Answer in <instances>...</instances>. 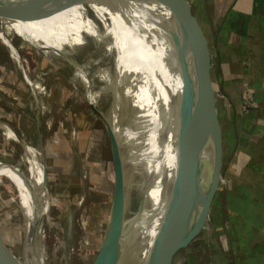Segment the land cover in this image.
<instances>
[{
    "label": "rangeland",
    "instance_id": "rangeland-1",
    "mask_svg": "<svg viewBox=\"0 0 264 264\" xmlns=\"http://www.w3.org/2000/svg\"><path fill=\"white\" fill-rule=\"evenodd\" d=\"M141 1L166 20L172 18L168 17V11L163 3L156 0ZM214 20L217 22L216 18ZM17 22L25 31V35L34 33L27 24L21 26L20 21ZM175 24L177 26L178 22L175 21ZM207 30L210 31L208 40L211 43L212 33L210 28ZM6 36L13 47L0 42V119L5 124L4 127H0V157L15 166L17 173L22 176L23 188L29 191L33 210L30 214H26L18 199L20 187H16L6 176L0 175V238L7 248L18 256V260L29 264L34 262L30 256H27V252H31L32 249L33 251L44 249L49 259L47 264H91L98 251L113 191L114 171L110 139L98 111L105 106L107 107L104 110L105 115L109 114L111 108L109 94H95L96 89L88 80L85 81L86 76L92 75L94 68L82 67L79 70L82 77H78L80 82H74L69 74L74 64L73 58L64 57L60 62L55 61L56 67L47 61L41 65L38 62L41 54L45 56L44 58L50 59L47 51L40 54L35 48L28 50L22 48L21 37L11 30ZM9 49H14L18 54L28 58L30 71L41 78L43 94L49 104L69 105L71 109L74 126L78 130L76 158L77 161L82 162L86 171V192L80 203L76 201L79 179L72 162L73 154L69 151L70 147L73 151L76 140L73 143L74 138L71 140V136L69 137L70 141L67 143L70 147H67L66 143L57 141L56 135L66 134L67 122L65 120L62 122V114L52 112L53 119L50 124L46 123V117H42L39 126L37 125L28 108L33 100L32 87L18 79ZM119 50L120 53H115L116 63L123 64L125 70V73L119 76L125 77L123 81L128 85L129 59L123 58L124 53ZM84 51V49L71 50V54L79 61ZM125 57L128 56L125 54ZM58 58L60 57L55 56V59ZM123 86L126 93H129L127 87ZM9 131H12L11 135L8 134ZM6 135H10L8 139H5ZM51 140H55V143ZM200 162L195 158L188 162V178L182 180L178 191L179 218L181 206H186L190 210L189 218L184 216L183 219H177V224L182 226L186 234L195 227L196 221L201 220L197 219L196 212L200 206H204L207 184L210 185L209 182H202L203 178L208 177L206 168L195 166ZM205 204L207 206L208 202ZM217 217L215 209H210L208 216L206 212L204 217L206 222L204 226L201 223L196 238L194 233L192 236L194 240L180 246L182 248L174 255L171 264H187V260H189L188 264H203L206 259L211 258V253L217 251L220 245L216 237L218 238L217 234L221 228L218 230L212 223L213 220L217 221ZM110 251L122 264L120 254L122 245L120 244L119 248L116 237L115 245L112 244ZM7 257L10 258L8 255ZM185 257L187 260H184ZM108 259L109 264H114L110 262L112 261L110 256Z\"/></svg>",
    "mask_w": 264,
    "mask_h": 264
},
{
    "label": "bare ground",
    "instance_id": "bare-ground-1",
    "mask_svg": "<svg viewBox=\"0 0 264 264\" xmlns=\"http://www.w3.org/2000/svg\"><path fill=\"white\" fill-rule=\"evenodd\" d=\"M17 20L33 29L36 36H32L35 37L40 52L49 53V63L52 66L53 62H60L64 57H69L82 67L94 68L92 75L86 76V80L97 93L109 94L111 101L109 116L115 132L123 140L131 164V174L123 181L125 185L123 218L125 220L131 218L145 196L148 199L154 196L149 207L141 212V219L145 220L144 224L140 228L136 225L119 235L122 245L120 253L122 264H135L139 259L140 245L146 243L154 233L160 219L164 201L160 183L153 189H150L149 183L154 168L152 151L160 152L166 140L167 164L171 169L174 165L175 152L174 148L169 149L172 137L168 129L170 109L173 108V92L178 88V79L175 78L174 84L170 82L164 66L159 61L158 49L148 36V33L161 31L155 25L158 20L171 25L172 23L141 0H0V42L13 47L6 36L11 30L21 37L20 46L26 50L30 47ZM108 29L119 32L131 41L127 66L130 93H126L123 86L125 83L118 79L116 44ZM77 49L85 50L79 61L71 54V50ZM9 51L18 79L32 87L33 100L28 108L37 125L39 126L42 117H46V123L50 124L49 111L46 110L48 102L43 94L41 78L32 74L25 55L18 54L14 49ZM55 56L60 58L57 60ZM63 111L71 140L74 138L73 143L76 140L71 152L77 161L78 130L74 126L75 121L69 105L64 106ZM4 126V121L0 119V127ZM11 132L9 131L8 134L11 135ZM10 135H6L5 139ZM22 159L24 162V156ZM77 162L82 165L84 172L78 198L86 183V171L82 162ZM0 175L6 176L16 187H20L18 199L26 214H30L33 207H31L29 191L23 188L22 176L17 173L15 166L5 162L2 157H0ZM0 239L3 241L2 238ZM27 253V256L34 260L33 264H47V260L49 261L44 249L41 251L32 249ZM109 256L112 258L111 263L121 264L111 251ZM1 258L8 257L3 253V247L0 245ZM21 264L29 263L21 261Z\"/></svg>",
    "mask_w": 264,
    "mask_h": 264
},
{
    "label": "crops",
    "instance_id": "crops-1",
    "mask_svg": "<svg viewBox=\"0 0 264 264\" xmlns=\"http://www.w3.org/2000/svg\"><path fill=\"white\" fill-rule=\"evenodd\" d=\"M168 4H164L168 17H172L168 21L181 33L187 46L194 49L193 44L198 43L201 51L209 53L208 67L196 62L200 59L198 57H193L191 64L196 86L191 107L192 121L198 123L206 119L211 127L218 129L213 130L198 148L199 168H206L208 176V180L203 178L202 182H212V186L207 184L206 188L209 192L207 216L210 209H215L218 217L212 223L218 230L221 228L216 233L219 249L212 252L211 258L203 264H264V0H179V15L189 16L194 25L190 34L184 31V25ZM208 28L212 33V44L208 40ZM107 31L114 38L116 53L121 49L123 58L129 59L131 41L113 29ZM26 39L30 49L35 48L41 54L40 49ZM44 57L41 54L38 58L39 64L49 62V58ZM53 66L56 67L54 62ZM72 66L71 80L76 76L81 78L79 70L82 66L76 61ZM121 74L124 73L120 71L118 75ZM46 107L50 122L52 112L62 114V122L66 121L64 105L47 103ZM107 116L110 125L112 120L109 114ZM114 135L124 181L131 174V164L122 138L117 133ZM70 136L66 126V134L57 136V141L70 147L67 143ZM72 162L80 187L83 167L74 157ZM85 184L82 194L76 198L77 203L84 199ZM205 222L203 220V226ZM116 238L120 248V236ZM192 240L194 237L189 241ZM112 244L115 245V239Z\"/></svg>",
    "mask_w": 264,
    "mask_h": 264
},
{
    "label": "water",
    "instance_id": "water-1",
    "mask_svg": "<svg viewBox=\"0 0 264 264\" xmlns=\"http://www.w3.org/2000/svg\"><path fill=\"white\" fill-rule=\"evenodd\" d=\"M162 3H169L168 6L178 15L177 18L184 25V31L190 34L194 30V25L189 16H180L179 0H159ZM171 2V3H170ZM185 10V8H184ZM186 12V10H185ZM155 25L161 30L159 33H148L149 38L156 45L159 53V61L164 66L169 80L175 83L178 79V88L174 89L173 108L170 109L169 133L172 137L170 148H174L175 158L172 169L167 164V140L164 142L160 152L152 151L153 173L150 180V189L160 183L161 196L163 197V207L160 213V219L156 226V230L150 238L143 242L139 249V259L135 264H171L174 252L181 246L186 244L198 231L207 212L206 202L209 192H206V200L204 208L200 206L196 212L197 219L195 227L184 232L182 226L177 224L179 218V188L183 179L188 178V162L191 159H199L198 148L205 142L213 130L217 127H211L206 119L192 121L191 107L194 100L196 86L192 79L191 64L193 57L200 58V64L208 67L209 53L207 50L201 51V46L194 45V49L186 44L181 33L173 28L171 24L158 20ZM194 51V53L192 52ZM196 51L198 53H196ZM191 62V63H190ZM206 67V68H207ZM205 68V69H206ZM99 115L102 117L107 134L110 139V147L113 160V191L109 211L106 217L105 226L99 241L98 251L94 255L91 264H109V252L112 243L118 235L126 230L142 226L145 220L141 219V212L147 209L153 201L154 196L150 199L144 197L137 212L128 220L123 218V202L125 197V185L123 182V168L121 157L118 152L117 139L109 126V118L107 115ZM216 134V133H213ZM211 136V135H210ZM167 139V138H166ZM191 158V159H190ZM199 168L198 164H195ZM212 186V182H209ZM204 202V197H203ZM181 216L188 217L189 208L181 206ZM179 218V219H180ZM189 218V217H188ZM145 244V246H144ZM0 245L3 247V253L10 258H1L0 264H21L13 252H11L5 243L0 239ZM144 246V247H143ZM141 252V253H140Z\"/></svg>",
    "mask_w": 264,
    "mask_h": 264
},
{
    "label": "trees",
    "instance_id": "trees-1",
    "mask_svg": "<svg viewBox=\"0 0 264 264\" xmlns=\"http://www.w3.org/2000/svg\"><path fill=\"white\" fill-rule=\"evenodd\" d=\"M20 23H21V26H23L24 24H26V23H22V22H20ZM27 35H28V36H27V37H28V40L31 41L32 44L35 45V47L39 48L38 43H37L35 37L33 38V36H36L35 33H33V34H29V33H27ZM32 35H33V36H32ZM34 45H33V46H34ZM121 47H122V46H121ZM115 52H116V51H115ZM115 52H114V53H115ZM118 64H119V70L121 69V71L125 73L124 68L122 69L123 66H122L120 63H118ZM71 75H74V73H73V74L71 73ZM72 78H73V77H72ZM77 78H78V76H76V77L73 79L74 82H77V81H78ZM124 79H125V77L120 78V80H121L122 82L125 81ZM123 80H124V81H123ZM85 81H86V79H85ZM79 82H80V79H79ZM124 83H125V82H124ZM126 87H127L128 91H129V87H128V85H126ZM104 109L106 110V108H104ZM104 109L102 108V109L98 110L99 113H100L101 115L104 113ZM109 126H110V128L112 129L113 133L116 134V132H115V130H114V127H113L112 123H111Z\"/></svg>",
    "mask_w": 264,
    "mask_h": 264
}]
</instances>
